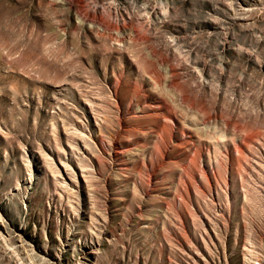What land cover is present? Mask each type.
Here are the masks:
<instances>
[{
	"label": "rangeland",
	"instance_id": "rangeland-1",
	"mask_svg": "<svg viewBox=\"0 0 264 264\" xmlns=\"http://www.w3.org/2000/svg\"><path fill=\"white\" fill-rule=\"evenodd\" d=\"M82 1L0 0V264H264V0Z\"/></svg>",
	"mask_w": 264,
	"mask_h": 264
},
{
	"label": "bare ground",
	"instance_id": "bare-ground-1",
	"mask_svg": "<svg viewBox=\"0 0 264 264\" xmlns=\"http://www.w3.org/2000/svg\"><path fill=\"white\" fill-rule=\"evenodd\" d=\"M77 1L79 2L80 5L82 4V3H81L82 0H77ZM82 2H83V1H82ZM83 3H84V2H83ZM83 5H84V4H83ZM83 5H82V6H83ZM82 6H81V7H82ZM85 15H87L86 12H85ZM89 15H90V14H89ZM87 16H88V15H87ZM93 18H94V16H93ZM91 19H92V18H91ZM100 22L104 23L105 21L103 22V21L101 20ZM108 24H109V23H108ZM106 26H107V24H106ZM108 26H109V25H108Z\"/></svg>",
	"mask_w": 264,
	"mask_h": 264
}]
</instances>
